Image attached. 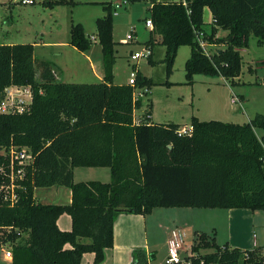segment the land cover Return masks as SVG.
<instances>
[{"label": "trees", "instance_id": "obj_1", "mask_svg": "<svg viewBox=\"0 0 264 264\" xmlns=\"http://www.w3.org/2000/svg\"><path fill=\"white\" fill-rule=\"evenodd\" d=\"M41 1L53 6L72 0ZM205 6L211 11L209 23L203 19ZM104 7L107 13L95 20L103 70L98 81L56 79L47 62L37 79L32 43H0V101L10 85L31 89L23 111L0 112V244L10 242L11 264H79L87 251L99 262L105 248L113 245V221L120 210L145 214L155 206L264 209V135L255 131L264 128V114L245 122L192 115L191 132L182 134L176 122L153 120L148 101L135 122L141 98L133 100V85L113 80V9L111 3ZM147 10L152 31L165 45L167 74L178 48L186 44L188 79L199 72L233 79L240 73V48L247 45L248 36L264 39V0H150ZM219 28L227 30L226 36L217 35ZM199 30L224 47L205 54L195 37ZM93 40L80 22L71 24L69 44L86 51ZM153 43L150 38L145 44ZM261 63L264 66V59ZM152 83L137 70V86ZM11 146H27L32 153L17 181L13 204L1 188L10 182ZM79 165L107 166L110 179L75 181L73 169ZM53 184L70 188L69 203L35 198L36 186ZM63 212L71 217L69 229L57 224ZM208 236L197 234L192 248L204 261L194 258L193 264H264L260 246L219 245ZM210 245L214 250L200 251Z\"/></svg>", "mask_w": 264, "mask_h": 264}, {"label": "rangeland", "instance_id": "obj_2", "mask_svg": "<svg viewBox=\"0 0 264 264\" xmlns=\"http://www.w3.org/2000/svg\"><path fill=\"white\" fill-rule=\"evenodd\" d=\"M107 3H111L113 9L112 35L115 41L113 80L116 82L127 81L129 72L134 70V66L141 74L153 80L152 85L148 87L150 94L147 92L149 95L146 93L141 97V105L135 108L136 117H139L148 107V101H151V94L154 95V105H151L150 108L155 112L154 119L160 121H164V116L170 109L175 111V108L177 113L189 110L192 106L191 102L187 104L181 98L182 96L185 99L187 97L191 98L193 94L194 102L197 100L195 99L197 96L201 97V104H199L201 111H215L213 112L215 115H207L202 112L207 118L215 116L221 120L240 122L243 121L242 119L245 118L246 113L248 115L253 113L251 117H254L256 112L264 114V66L261 63L264 59V39L259 42L258 37L254 34H250L247 45L240 48L241 70L233 79L225 78L221 75L211 76L201 72L194 73L191 79H188L185 74L184 62L189 55L190 46L186 44L178 48L172 69L168 74L166 72V63L163 61L165 45L158 41H154L153 44V52L152 56H150L152 61L144 56L137 61L132 60L129 56L130 51L140 50L145 44L144 41L149 39L150 33L157 36L145 24L150 0H126L125 2L123 0H72L71 2L57 3L53 6L45 5L41 0H33L31 3H26L22 0H0V41L5 39L6 34L9 33L7 39L32 43L36 70H42L43 64L41 65L40 63L42 59L56 58L64 64L63 73L60 76L63 80L82 78L91 81L97 80L89 65L88 76L86 77L83 75L84 73L74 70V68H81L73 62L80 58H76L74 53L66 49L67 47H61L64 50L57 55L59 47L47 44V41H69L71 24L80 22L85 33L94 38L95 42L93 41L91 44L90 56L96 67L100 68L102 66V51L97 40L95 20L98 16L107 13V9L104 7ZM120 3L121 6H117ZM204 18H210L208 8ZM5 30L8 31L5 32ZM128 32L132 33L131 38H126ZM222 33V29H219V34L222 35ZM219 46L224 47V43ZM36 75L38 76L37 72ZM167 79L174 82H169L168 85L164 83ZM230 87L235 92L233 94H244L245 100L242 105H239L238 102L232 103L229 101L231 95ZM205 99H209L212 103L206 102ZM222 112L226 115L222 114ZM257 131L264 134V128H258ZM73 171L75 181L88 179L107 181L110 179V170L107 166L79 165L75 166ZM183 208L182 206H155L149 212H146L148 240L151 249L146 253L143 252V256H140L144 246L137 247L134 258L126 261L122 260L120 264H165L167 256L166 231L172 227L180 226L184 230V241L186 244L198 241L197 234L199 232H206L209 235L208 237L213 238L216 244L221 245L224 243L221 233L215 235L210 231L212 228H209L210 230L208 231L201 228V225L210 226L211 222L216 221L214 216L201 215L200 219H195V224L192 225V218H187L185 214L177 215L175 213V210H186ZM255 210L260 212L258 214L262 212L263 216V218L260 217L256 221L259 228H261V232L258 233L257 237L258 244L262 246L264 245V209ZM258 226L252 228V233L253 230L258 232ZM21 236L22 238L25 237L26 232H23ZM82 240L87 241L88 238H82ZM6 247L5 244H0V264H8L3 257V251ZM214 247V245L201 246L200 251L205 253L214 250ZM91 256L89 264H106L105 257L99 262H95L94 254L92 253ZM83 263L86 264L85 260H83Z\"/></svg>", "mask_w": 264, "mask_h": 264}, {"label": "crops", "instance_id": "obj_3", "mask_svg": "<svg viewBox=\"0 0 264 264\" xmlns=\"http://www.w3.org/2000/svg\"><path fill=\"white\" fill-rule=\"evenodd\" d=\"M207 8H208L207 6L204 7L203 18L206 14ZM208 12L210 14V18L208 19L204 18L205 22H208L211 20V11L209 8H208ZM219 29H222V28H219ZM219 29L217 30V35L219 37L226 36L227 30L222 29L223 33L222 35H220ZM151 30L152 29H150V31ZM7 31L8 30H5V32ZM6 35L7 36H5V39H2L0 43L18 42L14 39H7L9 36V33ZM150 38L154 41H158L160 37L159 35L154 36L153 33L152 34L150 33L149 39ZM147 40H145L144 42L146 43ZM47 44H52L56 47L57 46L59 47V51L56 53L57 55H59L58 53L64 50V48H61V47H67L66 49L74 53L76 58H80L79 60L76 59L77 61L76 60L73 61L76 65H79L81 67V68H74L75 71H79L82 74L84 73L83 75L86 77L88 76L87 70H88V65H89L90 69H92L91 71L93 75H95L97 78V80H92V81H98L102 78V75H103L102 66L100 68L96 67L95 62L90 56L92 45L90 46V49H87L86 51H81V50H78L75 46L69 44V41H52V42L47 41ZM153 44L151 45L150 56H152V52H153L152 48L154 47ZM220 44H222V42H219L218 45L216 44V48H219V47L221 48V46H219ZM189 54H190V51H189ZM44 62H47L46 65H48L47 67L49 68V71H51L53 77H55L53 74V71H54L57 74V77L55 78L59 80H63L60 76H62L64 64L59 59H56V58L55 59H42L40 61L41 65L43 64V66H42V70H39V69L36 70V72L38 73V76L36 75L37 79H41V73L43 71L45 72ZM78 69H84V70H78ZM211 76H217V75H211ZM167 80L169 82H174L169 79ZM63 81L89 82L91 80L82 78V79H69V80L66 79ZM120 82H127V81H120ZM164 83L169 85L168 82H164ZM220 85H224V84H220ZM208 89H210V87H208ZM230 90H231V87H230ZM149 92L150 91H148V93ZM230 92H231V95L235 93L233 90H231ZM231 95H230V98H231ZM236 95L239 96V98L242 100L241 104H239V105H242L243 101L245 100L244 94L237 93ZM150 99H151V105L153 106L154 105V102H153L154 95L151 94ZM195 99L197 100L194 102V94L191 96V98L187 97V99H185L182 96L181 100H183V102L187 104L191 102L192 106L190 107V109L184 110L183 112H178V113L175 108H174L175 111L170 109L168 110V113H166V115L164 116L163 120L173 121V122L178 123L180 126H184V125L190 124L192 115L197 116L199 119L216 118L215 116L214 117L208 116L209 118H207L206 115H203L202 112H204V114H207V115H215L213 113L215 111L214 110H208L206 112L201 111L200 105H199L201 104V97L197 96ZM205 101L208 103H212V101H209V99H205ZM229 101L231 102V99ZM150 112H151V118L155 120L154 110L150 108ZM257 113H260V112H256L254 116ZM222 114H225V113L222 112ZM252 114L248 115V113H246L245 118L242 119L243 121H240V122L248 121L249 119L252 118L251 117L253 116ZM139 118H140V115L139 117H136L135 115L134 116L135 122H138ZM155 121H160V120H155ZM258 128L259 127H255V131L257 132V134L259 136L264 135L263 133H258L257 131ZM73 176H74V172H73ZM34 196L38 201L43 202V203H69L71 200V191L68 186L59 185V184L42 186V188H40V186H36L34 188ZM182 207H184L183 209H186V210H175L176 211L175 213L177 215L185 214L187 215V218H192L194 222V223L192 222V225L195 224V219H200L201 215L207 214L208 217L214 216L216 221H214L213 223L211 222L210 226L201 225L202 226L201 228H203L202 230L208 231L210 230L209 228H212L213 230L211 229L210 231H212L213 234L217 235L218 233H221L222 240L224 242H227L229 246H238L244 249H251L253 247L260 246L261 254L264 257V245L262 246L259 245L258 239H257L258 233L261 232V228H259L258 224L256 223L258 218L260 217L263 218L262 212L261 214H258L260 213V212H257L258 210H253V209L251 210L249 207H206V208L193 207V206H182ZM180 211H184V212H180ZM57 224L61 229L71 228L70 215L66 212L61 213L57 218ZM147 225H148L147 215L145 214L122 211V210L118 211L113 221V245L111 247L105 248L104 250L105 263L106 264H120L122 260L126 261L128 259H133L135 255V250L137 247L144 246V249L142 250V253L140 256H143L144 254L143 252L146 253L147 251H149L151 249V245L149 244V240H148V226ZM203 226H206V227H203ZM255 226H258L257 227L258 232L253 230V233H252V228H254ZM172 228L166 231L167 232L166 239H165L166 245H167V237ZM83 238H87V237H83ZM92 253H93L92 251L84 252L81 256L79 264H84L83 260H85L86 264H89L91 262ZM3 257L6 260V262H8V264H11V258L6 257L4 253H3Z\"/></svg>", "mask_w": 264, "mask_h": 264}, {"label": "built area", "instance_id": "obj_4", "mask_svg": "<svg viewBox=\"0 0 264 264\" xmlns=\"http://www.w3.org/2000/svg\"><path fill=\"white\" fill-rule=\"evenodd\" d=\"M26 3H31L33 0H22ZM126 0H123L125 2ZM121 6L117 4V6ZM116 7V5H115ZM146 26L153 28V21L151 17H146L145 19ZM132 33L128 32L126 38H131ZM198 44L202 48L205 54L208 56L217 51L219 48H216L215 43L210 42L205 38L204 32L199 30L195 35ZM151 54V46L149 44H144L140 50H132L129 54L132 60H138L140 57H148ZM136 72L137 68L134 66V70L129 72V77L127 82L133 85L132 98L134 101L143 97L148 91L149 88L146 85L137 86L136 85ZM55 77H57L56 72L53 71ZM231 102H238L241 104L242 100L236 94L231 95ZM31 100V89L28 85H10L5 88V95L0 101V112H9V111H23L26 107V104ZM192 125L180 126L178 131L182 134H189L191 132ZM9 163H8V176L9 184L2 185L1 188L4 190V198L9 200L13 204L17 200V192L15 191L16 187L19 185L17 182L25 174V167L32 160V153L27 146H11L8 150ZM1 170L3 168L1 167ZM184 230L178 226L172 228L167 237V256L165 258V264H193V259H199L200 263H203V257H200V252L192 248L193 243L186 244L184 241ZM195 242V241H194ZM5 244L7 247L4 249V255L11 258L12 251L10 242L1 243ZM182 252V254H180Z\"/></svg>", "mask_w": 264, "mask_h": 264}, {"label": "water", "instance_id": "obj_5", "mask_svg": "<svg viewBox=\"0 0 264 264\" xmlns=\"http://www.w3.org/2000/svg\"><path fill=\"white\" fill-rule=\"evenodd\" d=\"M228 39H230V37H228Z\"/></svg>", "mask_w": 264, "mask_h": 264}]
</instances>
